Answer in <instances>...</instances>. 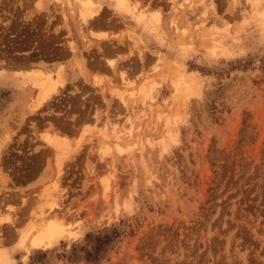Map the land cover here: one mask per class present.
Returning <instances> with one entry per match:
<instances>
[{
  "label": "rangeland",
  "instance_id": "1",
  "mask_svg": "<svg viewBox=\"0 0 264 264\" xmlns=\"http://www.w3.org/2000/svg\"><path fill=\"white\" fill-rule=\"evenodd\" d=\"M72 1L0 0V253L12 264H264V33L242 18L246 1L131 0L135 15H158L154 29L110 0H94L83 28ZM209 35L224 54H206ZM159 57L196 74L185 106ZM76 58L91 82L75 78ZM31 66L58 76L34 114L36 89L21 85ZM145 81L158 85L143 99ZM114 142L133 149L120 156ZM45 188H56L51 216L78 234L26 258L20 239L50 206Z\"/></svg>",
  "mask_w": 264,
  "mask_h": 264
},
{
  "label": "bare ground",
  "instance_id": "2",
  "mask_svg": "<svg viewBox=\"0 0 264 264\" xmlns=\"http://www.w3.org/2000/svg\"><path fill=\"white\" fill-rule=\"evenodd\" d=\"M110 1L113 3L115 10H118L119 12H122V13H126V14L130 13L131 15H134V18L137 20V22L140 25H143L144 28H153L154 29L159 23L158 15H156V14H151V13H147V12L143 11L140 14L135 15V13L137 12V6L133 5L131 0H110ZM186 1H188V0H186ZM245 1H246L245 2V9L243 10L242 18L248 19V18H245L244 16L247 12H249V18L251 20H253V22L257 23L259 25L261 31L264 33V0H245ZM53 2L55 4L62 5L64 0H53ZM72 2L76 6H78V8H77L78 16L81 20V23L80 22L79 23L81 24V26L84 25L86 27L88 26V23L90 21H93L95 19V16L98 15V13H100L101 6H102L100 3L95 2L94 0H73ZM201 4L202 3H200V5ZM207 5L209 7H211V3H210V5L209 4H207ZM180 6H181V2H180ZM200 7H198L197 9H200V11H202L203 9L201 10ZM208 8H206V9H208ZM203 15L205 16L204 13H203ZM84 26H82V27L85 28ZM95 36L97 37V39L98 38L100 39V38H104L107 35L105 34V36H104L102 33V34H97ZM207 38H208V40L203 45H204L206 54L209 57H215V56H217V55H219L225 51L224 47H226V44L219 37L215 38V37H211L209 35ZM186 45L182 44V46H184V49H183L184 51L186 50V48H188ZM157 60H158L157 61L158 65L156 66L157 68L155 67L156 70L158 68H160V69L161 68H169L171 70L172 75H173L172 81H171V86L173 88L174 96L178 99L180 104L185 106V104L189 101L190 96L193 94V92L195 90V83L191 77L196 76V74L193 72L190 73V72L185 71L183 69V67L176 62H173V63L171 62V66H170V64H169L170 62L165 60V59H162V57H159ZM110 63L112 65L113 61H110ZM26 70H27V68H26ZM28 72L29 73H27V74L21 75L23 77V79L21 81V83H22L21 85L28 86V88H30V90H32L31 88L36 89V96H35L36 100L34 101L35 103L33 104V108H32L33 110H35L33 112V114H34L38 109L41 108V106L45 102H47L49 99L53 98V96L56 95V93L58 92V89L56 88V83H55L58 79V76L56 77L57 78L56 79L52 76L53 74L49 70L44 71V70H41L40 68H37V69L33 68L32 66L29 68ZM171 72H169V73H171ZM17 75L18 74H16V76ZM59 75H60V73H59ZM164 76H166V75H164ZM147 80H149V79H147ZM57 83H59V82H57ZM156 85H158V84L153 82V81H149L147 83L145 81V84L142 85L139 94L142 96L143 99L150 97L152 94V91L154 90ZM142 102H143V100H142ZM150 107L152 108V105H150ZM163 114L164 113H162V112L158 113V119H161L163 117ZM132 122L133 121H129L131 126H133ZM171 123H172V121L167 116V118H165V123H164L166 134H167L166 137H167V140H169V141H175V139L173 137L174 133H172V131H171ZM112 129H113L112 132L116 134L115 136H113V139H116V140L120 139L118 136V132H115L116 128L113 127ZM131 129H132V127H130L128 131H126V129H124L123 131H126L125 134H127L129 136L132 134ZM123 131H120V132H123ZM55 136L47 134L46 136H43L42 138L44 139V141L47 144L50 145V147L57 154H61L62 152L65 151V148L63 147L62 142ZM114 144H115L114 147H116V151H117L118 155H120V156H124L127 152L129 153V151L131 149H133V148H131L132 146L129 147L131 144L129 146L121 145L118 142H114ZM134 144H136V143H134ZM165 150H167V149H165ZM108 154H109V152H108ZM61 177H62V171L59 170L55 176V181H58ZM50 187L53 188V186H51V185H50ZM47 188H45L47 191L44 190L43 191L44 194L43 195L41 194L42 197L48 199V200H46L43 198L44 201L46 200L45 204H47V202L50 201L49 196H52L53 193L55 194L54 191L56 190V188H55V190L52 189L53 190L52 191L49 188V190H50L49 191ZM49 204L50 203H48L47 205H49ZM55 205H56V207H59L57 203L56 204L51 203L50 206H48L49 208L45 209V210H47V212H45V210H43L45 208L44 206L40 207L41 211L39 209V211H40L39 215L42 217L37 222V225L35 227L36 231L31 236V238L29 239V243L27 245L25 244V240L23 238L20 239V242L24 243L22 245L24 246L23 249H25L26 253H27L25 256L26 258L28 256V254L31 253L33 250L51 249L56 244H58L61 241V239L65 238V237H76L77 236L78 231H75L74 228L72 227V224H74V223L71 224L69 222H66L63 219L58 218L57 215L51 216V213L55 212ZM127 206H129V205H127ZM36 212H37V210H36ZM38 218L35 216L34 220H36ZM31 223H32V221H31ZM34 223L35 222H33V225H34ZM34 226H32V228ZM29 227L31 228V226H29ZM32 228H31V230H32ZM26 230H27V228H26ZM29 231H30V229H29ZM31 232H33V231H31ZM0 264H12V260L5 253H0Z\"/></svg>",
  "mask_w": 264,
  "mask_h": 264
},
{
  "label": "crops",
  "instance_id": "3",
  "mask_svg": "<svg viewBox=\"0 0 264 264\" xmlns=\"http://www.w3.org/2000/svg\"><path fill=\"white\" fill-rule=\"evenodd\" d=\"M133 1L137 2V0H133ZM141 1H142V0H141ZM141 1H140V3H139V6H141V8H146L147 4H149V3H148V0H145L144 2H143V1L141 2ZM110 8H111V7H110ZM111 11H112V13H113V16H116L117 18H123V17H126V16L119 15V14L115 13V12L113 11V9H111ZM149 11H155V10H153V8H150ZM127 18H128V17H127ZM114 27L118 28V24L115 23V24H114ZM95 32H101V31H95ZM109 33H110V32H109ZM143 35H144V34L141 33V36H143ZM108 36H110V34H109ZM108 59H109V58H108ZM113 59H116V66H117V67H119L120 64L124 61L123 59H120V58H119V59H117V58H113ZM76 60H77V62L81 65V72L78 73V72L75 70V72H74V74H75V78L77 79V78H79V77H82L81 80H84L85 78H87L88 81L91 82V80H92V74H93V69H92L91 67H86L85 62L82 61V59H80V58H76ZM67 68H68V66H67ZM68 69H69V68H68ZM100 70H101V71H109V68H108L107 65H106V59H104V63H102V65H101V67H100Z\"/></svg>",
  "mask_w": 264,
  "mask_h": 264
},
{
  "label": "trees",
  "instance_id": "4",
  "mask_svg": "<svg viewBox=\"0 0 264 264\" xmlns=\"http://www.w3.org/2000/svg\"><path fill=\"white\" fill-rule=\"evenodd\" d=\"M104 238H106V237H104ZM104 238H103V239H104ZM98 241H99V240H98ZM97 250H98V248H97Z\"/></svg>",
  "mask_w": 264,
  "mask_h": 264
}]
</instances>
